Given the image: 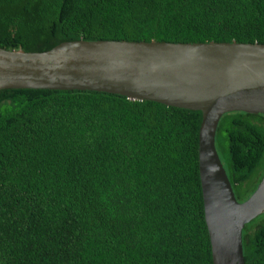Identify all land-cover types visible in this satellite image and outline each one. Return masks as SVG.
Instances as JSON below:
<instances>
[{"label":"trees","instance_id":"obj_1","mask_svg":"<svg viewBox=\"0 0 264 264\" xmlns=\"http://www.w3.org/2000/svg\"><path fill=\"white\" fill-rule=\"evenodd\" d=\"M264 44V0H0V48L74 40ZM202 114L93 91H0V264H212ZM238 202L264 177V115L220 118ZM264 264V213L242 230Z\"/></svg>","mask_w":264,"mask_h":264},{"label":"water","instance_id":"obj_2","mask_svg":"<svg viewBox=\"0 0 264 264\" xmlns=\"http://www.w3.org/2000/svg\"><path fill=\"white\" fill-rule=\"evenodd\" d=\"M93 91L202 114L198 174L212 264H245L244 226L264 213V177L238 202L215 147L222 115H264V44L74 40L43 52L0 48V91Z\"/></svg>","mask_w":264,"mask_h":264}]
</instances>
